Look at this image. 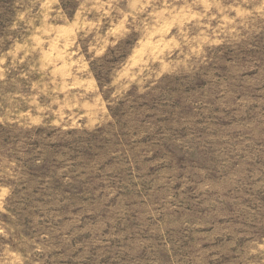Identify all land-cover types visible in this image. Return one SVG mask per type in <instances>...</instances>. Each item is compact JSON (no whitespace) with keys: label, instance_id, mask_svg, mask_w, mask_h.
<instances>
[{"label":"rangeland","instance_id":"rangeland-1","mask_svg":"<svg viewBox=\"0 0 264 264\" xmlns=\"http://www.w3.org/2000/svg\"><path fill=\"white\" fill-rule=\"evenodd\" d=\"M0 264H264V0H0Z\"/></svg>","mask_w":264,"mask_h":264}]
</instances>
